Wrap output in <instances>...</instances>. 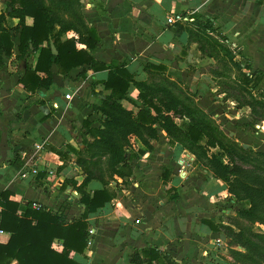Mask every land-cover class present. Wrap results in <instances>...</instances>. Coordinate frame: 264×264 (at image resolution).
<instances>
[{"label": "crops", "instance_id": "obj_1", "mask_svg": "<svg viewBox=\"0 0 264 264\" xmlns=\"http://www.w3.org/2000/svg\"><path fill=\"white\" fill-rule=\"evenodd\" d=\"M174 13L185 14L189 21L169 24ZM82 14L100 37L96 47L88 49L91 55L106 65L125 64L138 81L166 79L196 87L194 67L200 62L196 20L213 21L220 32L234 31L242 37L243 52L264 74V0H84ZM13 20L16 25L17 19ZM26 22L30 25L33 20L27 17ZM70 37L78 38L79 32L68 30L62 39ZM14 41L12 54L4 56L0 67V192H11L10 199L20 203V215L31 204L60 212L71 222L85 211L77 186L86 172L77 160L94 141L86 121L92 128L101 125L99 106L111 93L104 85L109 71L80 66L64 76L53 64L52 86L30 92L21 77L27 67L36 66L39 50L19 57L20 34ZM78 47L86 46L78 43ZM138 95L132 84L130 99H123L122 105L137 113ZM175 121L180 125L184 120L177 117ZM157 128L158 136L148 138L150 147L138 136H129L127 158L132 172L124 178L115 174L109 180L113 199L89 215L94 234L92 244L74 254L80 264H138L132 261L133 254L138 251L143 258L141 251L147 248L178 264L230 263L227 247L234 242L203 222L211 219L216 224L217 206L222 196L229 197L226 184L212 170L204 169L197 154ZM66 179L77 184L65 183ZM102 188L100 177L86 186L90 194ZM9 239L10 233L1 230L0 243ZM53 246L62 250L58 239ZM151 264L167 263L160 257Z\"/></svg>", "mask_w": 264, "mask_h": 264}, {"label": "trees", "instance_id": "obj_2", "mask_svg": "<svg viewBox=\"0 0 264 264\" xmlns=\"http://www.w3.org/2000/svg\"><path fill=\"white\" fill-rule=\"evenodd\" d=\"M8 17L17 19V24L12 27L7 26ZM27 17L32 18V24L29 25L26 22ZM79 20L82 28L61 20L56 14L51 13L43 0H10L6 11H0V67L4 63V56H10L13 52L16 34H20L19 57H24L32 49L39 50L36 66L27 67L25 74L21 77V82L27 91L35 92L41 87L52 86L53 64L59 67L64 76H67L71 69L80 66L94 71L108 70L109 75L104 85L107 89H111V93L103 98L99 106L103 115L101 125L92 128L86 121L89 124L87 131L94 137V141L88 143V150L95 148L101 152V155L108 156L109 179L106 180L102 172L95 173L93 169L89 171L84 158H78V163L86 172L84 180L77 186L85 211L81 218L71 222H67L60 212L36 209L31 204H27L24 214L20 215L18 213L20 203L10 199V191H1L0 231L9 232L10 239L5 244L0 243V264L14 262L17 264H80L74 258V254L83 253L87 247L90 229L89 215L113 199L115 192L110 187L109 180L115 174L124 178L132 172L127 158L129 136H138L150 147L148 138H156L157 127H159L168 133L172 142L181 143L183 147L195 154L197 152L189 148L190 146L197 149L204 148L207 152V148L217 145L210 132L215 129L211 117L193 102L190 103L191 107L183 104L184 101L173 92L172 82L169 83L170 85H156L138 81L123 63L114 61L111 65H106L97 61L88 49L95 48L100 37L95 28L88 27L83 14ZM196 21L200 25H205L201 20ZM14 29L15 32L12 33ZM71 29L77 30L79 37L63 40L62 36ZM52 42L57 49V54L53 53ZM78 43L86 47L79 48ZM39 72H44L46 75L41 76ZM263 77V72L258 70V73H249L247 79L254 86H258L262 83ZM132 84L139 90L140 109L137 113L122 105L123 99H130L128 90ZM197 116H200L201 120H197ZM177 117L184 120L180 125L175 121ZM206 136L208 137L206 142L201 143ZM52 150L64 158L68 157L60 150L54 148ZM139 152L144 153V150ZM96 154V152L93 153V155ZM209 159L214 175L227 184L228 192L237 200L248 202L249 207L240 210L239 214L249 219L264 220V216L260 214V212L264 213V169L255 167L250 170L235 162L224 163L215 154ZM96 177L102 179L104 188L90 194L86 186L92 178ZM65 183H71L74 186L77 184L73 179H66ZM203 222L213 230L220 231V226L211 219H204ZM223 227L241 247L250 251L256 250L252 247L254 246L252 242L244 240L241 227L239 232L235 231L231 225ZM56 239L61 241L62 250L60 251L53 246ZM141 253L143 258L136 251L132 261L138 264L143 262L151 264L154 259L163 257L167 264H178L160 254L155 248L143 249ZM232 253L236 256L244 255L238 250H232ZM262 258L264 259L263 251Z\"/></svg>", "mask_w": 264, "mask_h": 264}, {"label": "rangeland", "instance_id": "obj_3", "mask_svg": "<svg viewBox=\"0 0 264 264\" xmlns=\"http://www.w3.org/2000/svg\"><path fill=\"white\" fill-rule=\"evenodd\" d=\"M1 11H6L10 0H1ZM51 13L56 14L61 20L80 25L84 0H43ZM189 21V20H188ZM203 24L195 32V38L200 43V62L194 67V76L198 78L195 88L190 84L172 83L173 92L184 101L183 104L193 102L202 111L210 116L214 130H210L212 138L217 142L215 147L197 149L199 162L204 169L212 170L210 157L217 155L224 163L235 162L247 169L255 167L264 169V83L254 86L248 81L249 73H258V68L245 55L242 46L244 39L237 34L220 32V26L215 27L213 21L202 20ZM15 21L8 17L7 26H15ZM198 25V26H199ZM15 32V29L12 31ZM232 35H234L232 37ZM150 84H167L163 79H151ZM198 93L201 97H198ZM203 96V97H202ZM191 107V106H190ZM197 120H201L197 116ZM207 136L201 142L205 143ZM183 139V138H181ZM205 147V146H204ZM196 149V150H195ZM97 153L93 155V153ZM98 149L90 148L83 157L88 170H95L109 175L108 159L100 154ZM264 174V173H263ZM224 184H226L224 182ZM227 191L228 186L226 184ZM228 199L222 196V204L217 206L216 224L220 226L228 241H233L232 247L228 246L231 261L228 264H264V220L249 219L239 214V211L248 208L244 200H237L232 194ZM221 206V207H220ZM224 208V209H220ZM225 210V211H223ZM264 216L263 212H260ZM264 218V217H263ZM225 225L233 226L235 231L244 235V240L254 244L256 250H247L241 247L228 235ZM232 250H238L244 255H234ZM221 259V258H220ZM219 259V260H220Z\"/></svg>", "mask_w": 264, "mask_h": 264}, {"label": "built area", "instance_id": "obj_4", "mask_svg": "<svg viewBox=\"0 0 264 264\" xmlns=\"http://www.w3.org/2000/svg\"><path fill=\"white\" fill-rule=\"evenodd\" d=\"M187 20H188V16H186L185 14H183V13H174L173 15H171L168 18V23L169 24H175L176 22H186ZM37 148L38 149H43V144H38ZM36 206L39 207L38 205H36ZM93 234H94V229L90 228L89 229L88 245L92 244Z\"/></svg>", "mask_w": 264, "mask_h": 264}, {"label": "water", "instance_id": "obj_5", "mask_svg": "<svg viewBox=\"0 0 264 264\" xmlns=\"http://www.w3.org/2000/svg\"><path fill=\"white\" fill-rule=\"evenodd\" d=\"M10 9H11V8H10ZM51 45H52L53 53H54V54H57V49H56L54 43L52 42Z\"/></svg>", "mask_w": 264, "mask_h": 264}]
</instances>
